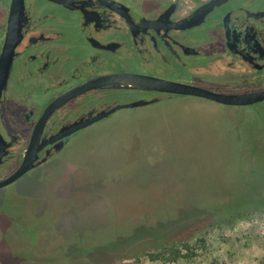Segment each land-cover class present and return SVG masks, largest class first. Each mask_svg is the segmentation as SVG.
<instances>
[{"label":"flooded vegetation","instance_id":"af4514ba","mask_svg":"<svg viewBox=\"0 0 264 264\" xmlns=\"http://www.w3.org/2000/svg\"><path fill=\"white\" fill-rule=\"evenodd\" d=\"M10 7L11 0H0V53ZM108 75L104 85L88 84ZM142 77L261 97L232 106L251 111L239 108L247 132L236 131L238 141L264 144L257 108L264 101V0H23L20 39L0 89V216L17 222L12 208H19L9 206H21L18 180L31 183L35 173L54 169L78 172L79 160L65 164L60 155L87 139L88 129L115 125V112L140 107L131 105L136 101L179 98L130 84ZM111 110L105 121L87 124Z\"/></svg>","mask_w":264,"mask_h":264},{"label":"rangeland","instance_id":"374dc122","mask_svg":"<svg viewBox=\"0 0 264 264\" xmlns=\"http://www.w3.org/2000/svg\"><path fill=\"white\" fill-rule=\"evenodd\" d=\"M183 97L121 109L112 118L118 120L115 125H104L95 132L88 129L87 139L71 143L60 158L66 160L65 164L69 159L79 160L81 169L73 173L69 183V207L58 205L57 196L53 198V210L64 209L67 214L80 206L88 215L114 220L120 201L148 205L154 201L151 192L165 189L177 192L171 200H196L202 205L220 200V206L204 207L205 211L194 213L187 222L158 236L139 238L126 247L87 251L66 261L20 258L17 253H7L0 244V264H257L263 253L264 183L247 195L230 190L237 175L235 154L264 158V144L235 137L236 131L245 135L239 108L248 111L250 107L206 104ZM259 104L258 110L264 112V101ZM245 120L251 122L252 114H246ZM170 159L179 160L182 166L173 167ZM157 162L165 164L162 173L153 171L146 178L142 167ZM61 173L57 169L50 174L42 171L35 173L31 183L26 179L15 182L21 206L42 203L43 190L39 203L31 197L39 195L47 182L56 187L59 183L67 185L68 180L59 177ZM13 219L0 216V236L7 232L5 221L24 230ZM26 231L35 242L38 235L31 229ZM174 248L180 252L172 251Z\"/></svg>","mask_w":264,"mask_h":264},{"label":"water","instance_id":"95a60500","mask_svg":"<svg viewBox=\"0 0 264 264\" xmlns=\"http://www.w3.org/2000/svg\"><path fill=\"white\" fill-rule=\"evenodd\" d=\"M22 7L23 0H11L7 22L8 31L2 52L0 53V89L6 83L13 50L20 39ZM112 78L113 76L108 75L92 80L88 84L91 86L97 84L104 85ZM121 80L125 81L127 84L130 81L129 79L122 78ZM130 84L134 85L136 89L146 88L155 91L175 93L176 97L179 98H175L174 100L182 99L184 98L183 96H199L213 100L222 105H242L261 99V97L250 99L246 95L241 94H215L196 87L156 80L149 77L136 78L135 82L130 81ZM60 101L61 100L56 103H60ZM155 102L156 101L152 100L146 102L136 101L131 105L142 106ZM111 112H113V110L105 113L101 112L87 124L109 118ZM108 124L110 123L108 122ZM104 125H107L106 121L102 123V126ZM246 132L247 131L243 128L242 133ZM69 146L66 149H68ZM66 149L63 151V154ZM31 150L32 152L35 151L32 148ZM234 156L236 159L237 175L233 189L230 190H234L233 192L239 195H247L249 191H252L257 186L264 183V158L257 157L256 154H235ZM169 163L175 168H180L182 166L177 159H170ZM164 167L165 164L163 162H157L153 166L149 164L144 165L142 168L146 170V172H143V175L147 178L150 176L149 173L153 171L162 173ZM24 170H26V166L21 169V171ZM19 174L20 172L14 174L9 180H14ZM60 175L59 177H62L64 181L68 180V186H65L66 188L63 187L64 185L61 186L60 183L59 187L58 185L56 187L47 182V184H45L46 187H42L39 195H32L31 198L39 203L38 200H40L43 190L45 195L42 203L37 204L35 207L26 206V204L23 207L9 206V208L16 207L17 210L19 208L17 212L19 214L14 215L20 217L17 223L20 224L24 230L18 228V225L13 226L11 222L4 220L7 232L0 236V244L5 247L7 253H17L20 258H31L37 261H66L75 256H82L87 251L100 250L109 246L126 247L139 238L145 236H158L171 227L187 222L194 213L205 211L206 208L204 207H218L221 204L219 203L220 200H214V202L209 201L208 203L205 202L204 205L199 204L200 201L196 202V200H171V195L177 192L174 193L172 189H165L164 191L155 190L151 192V197L154 201L150 200L148 205H145L146 203L142 201L135 203L128 200L120 201L118 215L114 220L105 215H88L89 212H87V210L84 212L80 206H77L78 210L76 212H67V214H65L64 209H60L61 211L53 210V198L58 196L60 198L58 205H62L66 208L69 207L68 204L70 203L68 202L71 200L69 196L72 190L70 188L71 184L69 183L73 181V174L61 173ZM227 190L228 189L223 191L226 192ZM221 192L222 191L219 193ZM151 204L154 206H151ZM12 209L15 211L14 208ZM82 217L86 218L85 222L79 221ZM26 229H31L32 232L38 235L35 242L30 239V234Z\"/></svg>","mask_w":264,"mask_h":264},{"label":"trees","instance_id":"16d2710c","mask_svg":"<svg viewBox=\"0 0 264 264\" xmlns=\"http://www.w3.org/2000/svg\"><path fill=\"white\" fill-rule=\"evenodd\" d=\"M262 242H263V244H262L263 245V253H262V256L258 259L257 264H264V238H263ZM186 246H187L186 244L183 245V247H185V248H186ZM174 249L172 251L176 252L177 254L180 252L179 248L175 249V250Z\"/></svg>","mask_w":264,"mask_h":264}]
</instances>
